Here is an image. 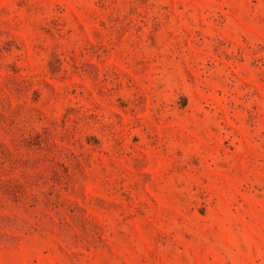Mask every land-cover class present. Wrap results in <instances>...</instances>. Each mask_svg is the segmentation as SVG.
<instances>
[{
  "label": "rangeland",
  "instance_id": "rangeland-1",
  "mask_svg": "<svg viewBox=\"0 0 264 264\" xmlns=\"http://www.w3.org/2000/svg\"><path fill=\"white\" fill-rule=\"evenodd\" d=\"M0 264H264V0H0Z\"/></svg>",
  "mask_w": 264,
  "mask_h": 264
}]
</instances>
